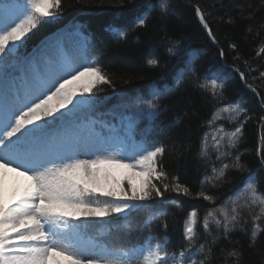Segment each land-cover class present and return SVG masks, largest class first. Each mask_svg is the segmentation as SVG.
<instances>
[{
    "label": "snow or ice",
    "instance_id": "snow-or-ice-1",
    "mask_svg": "<svg viewBox=\"0 0 264 264\" xmlns=\"http://www.w3.org/2000/svg\"><path fill=\"white\" fill-rule=\"evenodd\" d=\"M62 10V0H0V264H205V260L195 258V242L201 232L210 235L213 226L225 239L237 230L250 232V242L255 244L264 233V193L259 191L255 174L241 162L242 153L237 147L251 117L241 100L222 103V74L217 71L202 80L196 77L198 86L222 106L208 121L216 160L200 179V190L193 193L191 187L177 176L170 177L164 168L163 144L150 147L146 139L137 141L133 134L141 119L159 114V101L169 92L167 86L153 88L151 99L146 101L113 106L112 114L119 116L126 132L121 136L120 128L109 127L105 132L97 128L102 122L90 116L82 118L85 108L94 109L100 88L114 85L96 59H89V38L79 27L44 41L30 56L20 54L26 37L42 23L58 18ZM195 13L215 41L198 5ZM147 23V13L136 18L137 26ZM114 31L118 38L126 37L125 30ZM65 36L81 38L79 57L68 58L37 75L36 52L62 44ZM178 44L173 40L168 53L176 55ZM219 55L224 57L223 49ZM257 55L264 57V45ZM192 62L190 58L186 65ZM147 63L157 66L159 61L152 58ZM188 73L195 75V69L188 66L176 79L177 87ZM238 74L245 78L244 72ZM260 75L264 77V72ZM17 80L23 87L16 85ZM128 107L132 110L125 114L122 110ZM218 120L228 121L233 128L228 130L223 123L216 127ZM209 135L203 134L198 153L206 164ZM232 149H236L235 154ZM259 159L264 167V150ZM230 168L247 175L234 194L217 206L216 197L204 189H215ZM166 193L178 195L172 198ZM180 197L202 199L213 205L203 215L197 208L187 211L181 232L184 247L169 251L170 237L153 231V224L167 216L164 210H157L139 225L146 233L141 241L112 246L137 227L132 222L134 212L152 207L158 199L182 208ZM245 209L248 219L243 218ZM113 217L123 220L113 225L116 234L112 245L86 235L90 224ZM167 227L164 223L165 233ZM218 238L213 236L212 242ZM198 251L205 252L203 244ZM210 255L209 248L205 259ZM230 255L236 256L239 264L242 254L233 250Z\"/></svg>",
    "mask_w": 264,
    "mask_h": 264
},
{
    "label": "trees",
    "instance_id": "trees-1",
    "mask_svg": "<svg viewBox=\"0 0 264 264\" xmlns=\"http://www.w3.org/2000/svg\"><path fill=\"white\" fill-rule=\"evenodd\" d=\"M62 3V14L30 33L19 51L23 56H30L44 41L54 40L60 30L73 25L81 28L89 38V59H96L114 85H104L97 92L93 110L96 121L102 122L97 124L98 129L108 132L109 127H116L120 128L121 136L126 135L119 116L112 114L113 106L121 102L132 105L138 100L146 101L151 99L153 88L167 86L169 92L159 101V114L141 119L133 134L137 141L146 139L150 147L163 144L166 148L162 160L164 168L170 177L177 176L195 193L200 190L199 181L206 168L216 160L217 153L211 147L212 126L208 121L215 109L222 106L198 86L196 77L202 80L219 71L225 84L222 103L241 100L251 117L237 147L242 153L241 162L255 174L259 191L264 193V167L259 159L264 150V121H261L264 117V77L260 75L264 72V57L257 55L259 47L264 45V0H62ZM197 5L204 11L215 41L196 16ZM143 13L148 14L147 26H137L136 18ZM116 29L125 30L126 37L118 38ZM173 40L179 41L176 55L167 51ZM221 49L224 57L219 55ZM152 58L159 61L157 66L147 63ZM190 58L192 64L186 65ZM188 66L195 69V75L188 73V78L177 87L176 79ZM234 69L244 72L245 78L241 79ZM131 110L128 107L122 111L128 114ZM221 123L228 130L233 128L226 120H218L216 127ZM205 132L210 133L207 164L204 157L198 156ZM231 151L235 154L236 149ZM225 162L230 163L229 160ZM216 163L219 167L220 162ZM246 175L247 172L230 168L215 189L204 190L216 197L218 206L234 194ZM165 195L177 198L178 194ZM179 199L182 208L171 207L167 200L158 199L152 207L134 212L132 222L137 227L123 236L126 246L141 241L146 233L139 225L157 210H164L167 216L153 224V231L158 236L170 237L169 251L184 247L181 232L187 211L197 208L203 215L213 205L192 197ZM247 212L245 209L244 219H248ZM164 223L168 225L166 233ZM213 236L219 237L215 243ZM201 244L205 247L203 253L198 251ZM195 245V258L205 260V264H237V257L230 255L233 250L242 254L239 264H264V233L251 244L250 232L245 234L237 230L225 239L213 226L210 235L203 232L198 235ZM209 248L211 255L205 259Z\"/></svg>",
    "mask_w": 264,
    "mask_h": 264
},
{
    "label": "rangeland",
    "instance_id": "rangeland-1",
    "mask_svg": "<svg viewBox=\"0 0 264 264\" xmlns=\"http://www.w3.org/2000/svg\"><path fill=\"white\" fill-rule=\"evenodd\" d=\"M86 109V108H85ZM83 110L82 112V116L84 115V113L86 112V110ZM84 158V157H82ZM95 229H99V230H103L104 229V225L103 222H93L92 224H90L88 226V230H95Z\"/></svg>",
    "mask_w": 264,
    "mask_h": 264
}]
</instances>
